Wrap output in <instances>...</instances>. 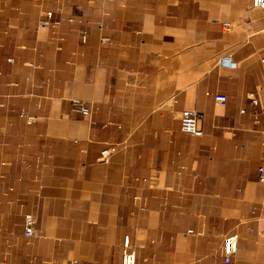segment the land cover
Segmentation results:
<instances>
[{
	"label": "crops",
	"instance_id": "obj_1",
	"mask_svg": "<svg viewBox=\"0 0 264 264\" xmlns=\"http://www.w3.org/2000/svg\"><path fill=\"white\" fill-rule=\"evenodd\" d=\"M263 135L253 0H0V264H264Z\"/></svg>",
	"mask_w": 264,
	"mask_h": 264
},
{
	"label": "built area",
	"instance_id": "obj_2",
	"mask_svg": "<svg viewBox=\"0 0 264 264\" xmlns=\"http://www.w3.org/2000/svg\"><path fill=\"white\" fill-rule=\"evenodd\" d=\"M254 6L257 8H264V0H253ZM52 19V13L48 12L43 16V19L40 23V26L42 28H46L50 25ZM104 43L108 42V38L102 39ZM225 64H230V61L227 59H224L222 61ZM215 101L225 106L227 103V97L225 95H217L214 96ZM252 105L257 106L259 104V99L256 98L254 95L250 99ZM75 107L80 109L81 112L84 115H89L90 111L87 108H82L81 104L79 102L74 103ZM244 113V111H241ZM201 115L197 112L185 110L181 115V121H180V130L181 132L185 134H190L195 137H201L202 136V129L200 127L201 123ZM31 121H34V118H30ZM256 123H259L258 120H256ZM263 143H264V135H263ZM116 152V147L111 146L106 149H104L101 152V160L105 163H109L113 154ZM259 181L260 183L264 184V166L260 169L259 174ZM36 219L32 215H27L25 217L24 222V233L27 237H32L34 234V230L36 227ZM238 251V235L232 234L225 238L224 240V246H223V252H224V258L225 262L229 264L233 257L237 254ZM122 264H137V255L136 252L131 244L130 238L125 237L124 244H123V252H122V258H121Z\"/></svg>",
	"mask_w": 264,
	"mask_h": 264
}]
</instances>
